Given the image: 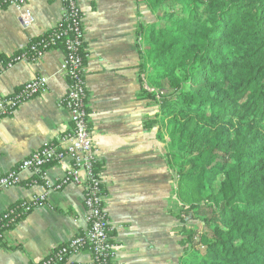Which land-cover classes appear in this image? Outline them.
<instances>
[{
	"label": "crops",
	"instance_id": "0c3cea01",
	"mask_svg": "<svg viewBox=\"0 0 264 264\" xmlns=\"http://www.w3.org/2000/svg\"><path fill=\"white\" fill-rule=\"evenodd\" d=\"M82 10L87 84L88 127L95 159L101 163L104 205L116 246L115 264H181L187 256L176 229L181 203L168 167L167 144L160 127H146L159 108L143 97L141 24L155 17L142 0H79ZM32 23L25 25L22 13ZM62 4L25 0L19 10H0V97H10L38 77L47 89L0 120V177L19 166L45 144L65 146L70 116L61 102L70 89L64 73L65 51L54 49L38 62H7L22 53L61 21ZM146 84V82H145ZM70 158L47 166L43 180L32 172L21 175L22 185L0 191V215L12 206L45 195V182L62 180L72 167ZM37 182H36V181ZM87 176L80 184L47 194L35 209L0 242V264H40L56 248L88 228L85 207ZM81 252L71 264H89Z\"/></svg>",
	"mask_w": 264,
	"mask_h": 264
},
{
	"label": "trees",
	"instance_id": "16d2710c",
	"mask_svg": "<svg viewBox=\"0 0 264 264\" xmlns=\"http://www.w3.org/2000/svg\"><path fill=\"white\" fill-rule=\"evenodd\" d=\"M142 4L143 97L159 108L146 127L169 139L181 264H264V0Z\"/></svg>",
	"mask_w": 264,
	"mask_h": 264
},
{
	"label": "built area",
	"instance_id": "2783aa9c",
	"mask_svg": "<svg viewBox=\"0 0 264 264\" xmlns=\"http://www.w3.org/2000/svg\"><path fill=\"white\" fill-rule=\"evenodd\" d=\"M0 7H15L22 10L25 0H1ZM62 4V19L53 29L57 31L49 40L32 43L22 53L11 58L6 66L12 67L22 61L38 62L43 56L57 48L62 38L66 41L64 73L70 81L67 96L61 102L69 113L72 130L62 140L65 146L45 144L41 149L24 160L17 168L0 177V191L22 185L21 175L28 171L43 180L45 167L60 163L66 158L72 160V167L60 181L43 184L46 194L16 204L0 215V239L26 218L35 209L46 204L47 194L61 191L70 184H80L81 173L87 176L85 185V207L88 228L69 243L56 248L43 260V264H71L70 257L81 252L91 256L89 264H115L116 246L109 233L112 227L105 210V197L100 181L94 174L95 156L91 133L88 127L87 84L85 80V31L79 0H52ZM0 10H3L0 8ZM25 25L32 23L31 15L22 13ZM48 79L38 77L25 84L10 97H0V120L11 117L23 104L47 89ZM36 181V180H35ZM37 182V181H36ZM203 249V248H202Z\"/></svg>",
	"mask_w": 264,
	"mask_h": 264
},
{
	"label": "rangeland",
	"instance_id": "374dc122",
	"mask_svg": "<svg viewBox=\"0 0 264 264\" xmlns=\"http://www.w3.org/2000/svg\"><path fill=\"white\" fill-rule=\"evenodd\" d=\"M159 133V132H158ZM203 227L201 226V229H202Z\"/></svg>",
	"mask_w": 264,
	"mask_h": 264
}]
</instances>
